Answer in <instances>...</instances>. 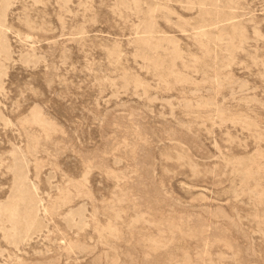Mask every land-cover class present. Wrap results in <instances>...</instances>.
<instances>
[{
	"label": "rangeland",
	"instance_id": "rangeland-1",
	"mask_svg": "<svg viewBox=\"0 0 264 264\" xmlns=\"http://www.w3.org/2000/svg\"><path fill=\"white\" fill-rule=\"evenodd\" d=\"M5 9L0 264H264V0Z\"/></svg>",
	"mask_w": 264,
	"mask_h": 264
},
{
	"label": "bare ground",
	"instance_id": "bare-ground-1",
	"mask_svg": "<svg viewBox=\"0 0 264 264\" xmlns=\"http://www.w3.org/2000/svg\"><path fill=\"white\" fill-rule=\"evenodd\" d=\"M9 2H10V0H1L0 26L3 25L2 22H3L4 10H6L5 8L8 6ZM4 53H6V51L3 50L1 48V45H0V56L3 55ZM0 75H1V70H0ZM18 114L19 115L21 114L23 116L22 111L20 113L18 112ZM34 116L35 117L33 118L32 121H35L34 119L37 120L36 113H35ZM13 160H14V162H17V158L16 157ZM16 174H18V172H15V175H14V187H13V190H15V198L11 197L9 202H8V204L10 206L8 205L6 207L7 210H10L11 214H10L9 218H10V221L12 223V228L14 229V231L16 230L17 227H21L22 224H27V222L30 220V217L33 216V212H31L29 210V203H28V199H29L31 191L29 192V190H28L29 188H26V187L25 188L24 187L23 188L22 187L17 188V185L20 184V180L17 179V175ZM13 235H15V234H13ZM14 239L15 238H13V240Z\"/></svg>",
	"mask_w": 264,
	"mask_h": 264
}]
</instances>
